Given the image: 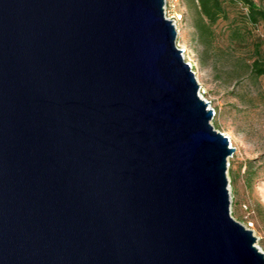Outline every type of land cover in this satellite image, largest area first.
Here are the masks:
<instances>
[{
    "label": "water",
    "instance_id": "95a60500",
    "mask_svg": "<svg viewBox=\"0 0 264 264\" xmlns=\"http://www.w3.org/2000/svg\"><path fill=\"white\" fill-rule=\"evenodd\" d=\"M164 6L0 0V264H264Z\"/></svg>",
    "mask_w": 264,
    "mask_h": 264
},
{
    "label": "rangeland",
    "instance_id": "374dc122",
    "mask_svg": "<svg viewBox=\"0 0 264 264\" xmlns=\"http://www.w3.org/2000/svg\"><path fill=\"white\" fill-rule=\"evenodd\" d=\"M175 3L183 15L177 43L185 49L203 98L214 109L212 124L235 148L227 170L231 214L244 225L247 220L254 222L255 245L264 252V77H253L249 66L257 50L264 55V22L252 25L242 15L246 8L227 4L228 18L201 36L195 27L194 2ZM244 203L254 214L248 217Z\"/></svg>",
    "mask_w": 264,
    "mask_h": 264
},
{
    "label": "trees",
    "instance_id": "16d2710c",
    "mask_svg": "<svg viewBox=\"0 0 264 264\" xmlns=\"http://www.w3.org/2000/svg\"><path fill=\"white\" fill-rule=\"evenodd\" d=\"M197 9L198 19L195 20V27L199 35L204 36L211 33V28L219 20L228 18L227 4L242 5L246 8L243 17L252 25L264 22V4L257 0H192ZM253 58L250 71L253 77H264V55L257 50Z\"/></svg>",
    "mask_w": 264,
    "mask_h": 264
},
{
    "label": "built area",
    "instance_id": "2783aa9c",
    "mask_svg": "<svg viewBox=\"0 0 264 264\" xmlns=\"http://www.w3.org/2000/svg\"><path fill=\"white\" fill-rule=\"evenodd\" d=\"M175 2H176V0H165L164 9H165L166 16L173 21V23L176 26L177 32L179 33L178 23L181 20V18H182L183 15H182V13H178L177 12V10H176V3ZM177 46L179 48L183 49V56H184V58L186 60V57H185V49L182 48L179 43H177ZM203 92L204 91H202L201 88H200L201 95L203 94ZM230 142H231V140H230ZM243 207H244V211L246 212V214L248 215V217L251 216L252 214H254V210L252 209V207L249 204L244 203L243 204ZM245 226L247 228H249V229H252V227L254 226V222L252 220H247Z\"/></svg>",
    "mask_w": 264,
    "mask_h": 264
},
{
    "label": "bare ground",
    "instance_id": "6f19581e",
    "mask_svg": "<svg viewBox=\"0 0 264 264\" xmlns=\"http://www.w3.org/2000/svg\"><path fill=\"white\" fill-rule=\"evenodd\" d=\"M191 64V63H190ZM202 96H203V94H202ZM204 97V96H203Z\"/></svg>",
    "mask_w": 264,
    "mask_h": 264
}]
</instances>
